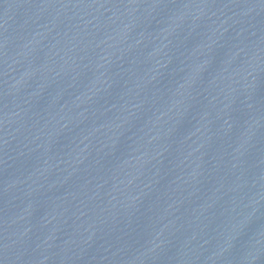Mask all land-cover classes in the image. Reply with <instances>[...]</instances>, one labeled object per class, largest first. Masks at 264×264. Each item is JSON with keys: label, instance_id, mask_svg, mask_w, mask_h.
Wrapping results in <instances>:
<instances>
[{"label": "water", "instance_id": "95a60500", "mask_svg": "<svg viewBox=\"0 0 264 264\" xmlns=\"http://www.w3.org/2000/svg\"><path fill=\"white\" fill-rule=\"evenodd\" d=\"M194 264H264V179Z\"/></svg>", "mask_w": 264, "mask_h": 264}]
</instances>
